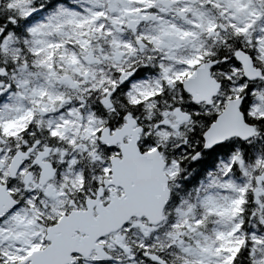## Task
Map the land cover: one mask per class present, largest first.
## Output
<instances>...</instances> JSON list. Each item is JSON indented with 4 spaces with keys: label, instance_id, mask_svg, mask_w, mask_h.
<instances>
[{
    "label": "snow or ice",
    "instance_id": "obj_1",
    "mask_svg": "<svg viewBox=\"0 0 264 264\" xmlns=\"http://www.w3.org/2000/svg\"><path fill=\"white\" fill-rule=\"evenodd\" d=\"M0 264H264V0H0Z\"/></svg>",
    "mask_w": 264,
    "mask_h": 264
}]
</instances>
